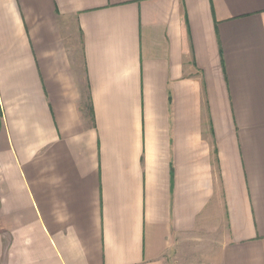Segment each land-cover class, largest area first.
<instances>
[{"label": "crops", "instance_id": "1", "mask_svg": "<svg viewBox=\"0 0 264 264\" xmlns=\"http://www.w3.org/2000/svg\"><path fill=\"white\" fill-rule=\"evenodd\" d=\"M0 264H264V0H0Z\"/></svg>", "mask_w": 264, "mask_h": 264}]
</instances>
